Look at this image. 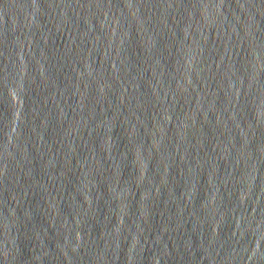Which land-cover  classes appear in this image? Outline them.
<instances>
[{
	"label": "water",
	"instance_id": "water-1",
	"mask_svg": "<svg viewBox=\"0 0 264 264\" xmlns=\"http://www.w3.org/2000/svg\"><path fill=\"white\" fill-rule=\"evenodd\" d=\"M0 264H264V0H0Z\"/></svg>",
	"mask_w": 264,
	"mask_h": 264
}]
</instances>
